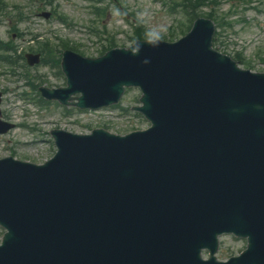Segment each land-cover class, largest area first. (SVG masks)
I'll return each mask as SVG.
<instances>
[{"label": "water", "instance_id": "1", "mask_svg": "<svg viewBox=\"0 0 264 264\" xmlns=\"http://www.w3.org/2000/svg\"><path fill=\"white\" fill-rule=\"evenodd\" d=\"M211 35L199 21L174 45L66 57V98L96 108L138 86L153 127L58 134L43 166L0 162V264H217L199 255L222 233L249 240L230 264H264V76L212 52Z\"/></svg>", "mask_w": 264, "mask_h": 264}, {"label": "rangeland", "instance_id": "2", "mask_svg": "<svg viewBox=\"0 0 264 264\" xmlns=\"http://www.w3.org/2000/svg\"><path fill=\"white\" fill-rule=\"evenodd\" d=\"M6 1L20 4L27 11V20L18 25L26 36L18 38L14 34L20 51H26L32 45V42H29L31 36L39 34L56 42L58 38L76 42L80 45L78 49L81 55L94 58L99 57L105 43L101 39L105 40L106 35L99 38L96 34L90 33L87 26L91 22L100 26V21H103L107 32L115 35L117 47H128L133 44L131 39L134 33L131 23H141L149 35L166 41H174L183 36L179 26L182 24V29L186 30L189 25V17L183 13L179 4L173 5L181 0H102L100 3L90 0H40L38 4L31 5L25 0ZM95 4L106 10V17L103 20L92 14V7ZM169 5L174 7L173 11H169ZM43 9L50 12L55 9L68 19L70 25L60 23L53 17L47 21L38 18L37 12ZM208 11L209 9L203 8L197 10L196 14L205 18ZM216 13L231 23L223 27L224 32L219 37L223 44L217 49L231 57L241 53L250 62L249 70L264 72V0H251L247 4L220 0ZM213 23L215 30L219 31L216 22ZM10 26L9 21H0L1 41L9 39ZM61 49L59 46V54ZM20 65L21 63L15 67L17 70L15 75L6 72L0 76V92L3 95L0 103L2 120L14 124L11 130L0 135V158L11 155L19 160L42 163L50 158L54 151L49 135V131L54 128L79 134H87L96 128H105L112 133L124 135L149 126L141 116L131 113L130 107L137 105L140 96L134 89L124 94L119 108L110 107L95 112H79L74 109L66 112L54 104L47 106L36 104L37 91L26 86L27 80L18 76L23 72ZM2 70L3 67L0 65V71ZM28 73L37 76L33 84L42 82L47 87H58L64 82L63 77L57 74V70L48 66L30 68ZM14 91L17 95L27 94L24 97L17 96L13 105ZM18 100H21L22 106H18ZM24 110L26 111L23 112ZM1 237L0 229V239ZM243 246V241L228 236L222 237L216 254L217 259L225 261L239 253Z\"/></svg>", "mask_w": 264, "mask_h": 264}]
</instances>
